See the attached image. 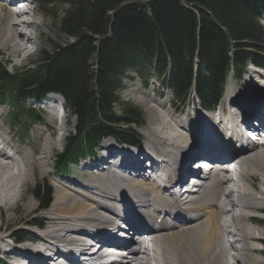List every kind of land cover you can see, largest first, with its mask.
Returning <instances> with one entry per match:
<instances>
[{"label": "bare ground", "instance_id": "obj_1", "mask_svg": "<svg viewBox=\"0 0 264 264\" xmlns=\"http://www.w3.org/2000/svg\"><path fill=\"white\" fill-rule=\"evenodd\" d=\"M14 1L17 2V0H0V35L3 38L2 45L10 47L12 56L16 58L22 52L29 50V47H24L21 41L26 40L27 44L32 43L36 37L34 38L31 30H37L39 24L32 17H29L28 24H23L15 18L14 12L10 13V18H6L1 10L2 4ZM33 11V8L29 7L27 14L24 15L29 16V12ZM261 18L264 19V14ZM261 82L264 86V78ZM239 88L240 85L237 84V90ZM237 90L230 89L228 92L231 105L245 108L254 119H257L254 121L258 123L264 121V95L250 98L251 102L244 99L243 93V95L236 93ZM136 99L137 104L146 107L151 115L150 125L146 129L147 137L151 138V142L148 148L142 149L144 154L137 155L131 151H120L124 156H132V158L136 156V160L133 163L122 161L119 165L123 171H127L130 167L134 170L135 167L139 175L138 179L145 184H139V180L136 182L135 179L122 172L112 175L110 171L105 170L88 180L73 178L66 184L57 181L55 199L46 218L28 223L43 227L41 233L27 234L32 242L30 246L23 247L24 251L11 247V243L7 240L9 235L0 233V250L4 251L0 252L5 257L18 260L28 256L35 264H47L49 257L57 253L53 259H56L58 254H62L71 257L78 264H102V260L99 259L101 254L98 255L100 252L96 251L95 239L113 243L115 240L113 234L122 227L129 226L127 223L135 225L137 230L142 231L145 228L138 225V222L147 220L154 223L151 230V250L146 251L142 248L133 250L130 241L120 242L119 244L126 247L125 252L132 253L135 260L132 263L128 258L121 257L118 262L112 261L111 264L259 263L260 260L254 256L262 250L255 243L264 244V235L261 230L253 229L246 224L255 227L264 226H261L259 220L252 219V215L243 213L253 212V210L264 213L262 141L258 139L245 142L243 133L237 132L235 135L231 131L235 120L231 118L232 114L225 104L221 105L220 115L216 118L200 116L197 113L177 118L167 109L166 102H158L148 94ZM170 109L174 111L172 107ZM37 120L46 132L43 131L39 138L32 139L30 134L33 135L36 131L30 129L31 124L27 132L20 135L14 131L12 124L6 121L5 115L0 113L1 224L11 223L14 220V212L21 205L30 212L36 211L34 200L27 199L26 196L27 192H30V195L34 197L33 191L28 189L31 179L34 178L33 176L36 177V171H34L36 168L33 169V163L41 166L43 175L50 173L49 156L56 148L55 140L52 138L56 130L43 120L40 121V117ZM3 125L9 126V132L4 130ZM63 127L65 128V125ZM239 145L238 197L240 205L238 222L234 223L236 233L232 235L236 240L235 245L239 246H233L237 253L233 255L231 250L227 251L229 247L227 243L231 242L228 236L231 233L223 224L224 216L231 215L233 208H237L231 205L226 191V186L230 183L227 171L219 170L202 177L198 185L193 186L194 194L188 196L185 201L178 190H175L172 195L165 194L164 192H169V190L160 189L147 176V172L144 171L145 163L140 157L154 159L156 161L153 163L154 169L159 168L158 171L169 174L168 184H171L167 188L171 189L175 181H182L188 173L192 172L189 164L191 156L195 153L206 151L212 157L227 160V158H222L225 157V151L233 148L232 146L237 148ZM23 147L28 148L30 153L23 150ZM107 148L106 153L112 156L118 155L119 150H116L112 144H108ZM258 185L260 189L257 188ZM184 202L186 204L182 205ZM171 208L176 210V213ZM1 229L2 225H0V231ZM63 247L67 248L63 249ZM73 252L83 253L84 259L73 256L72 254H75ZM229 254L235 261H230ZM50 261L53 260L50 259Z\"/></svg>", "mask_w": 264, "mask_h": 264}, {"label": "trees", "instance_id": "obj_2", "mask_svg": "<svg viewBox=\"0 0 264 264\" xmlns=\"http://www.w3.org/2000/svg\"><path fill=\"white\" fill-rule=\"evenodd\" d=\"M48 13L66 10L58 22L69 43L41 49L32 63L14 74L0 49V103L22 107L29 99L60 94L76 125L55 156L65 170L94 154L106 138L138 144L143 115L121 104L122 80L137 70L153 72L164 87L184 101L194 87L201 103L212 108L221 98L227 76L248 62L264 65V0H36ZM50 13V12H49ZM58 20V21H57ZM10 87V93L5 88ZM117 107L121 109L119 113ZM32 116V114H30ZM38 116V115H37ZM36 116V118H38ZM18 121V114L12 116ZM35 118V114H34ZM42 210L53 189L33 190ZM21 231L14 237L20 239Z\"/></svg>", "mask_w": 264, "mask_h": 264}, {"label": "rangeland", "instance_id": "obj_3", "mask_svg": "<svg viewBox=\"0 0 264 264\" xmlns=\"http://www.w3.org/2000/svg\"><path fill=\"white\" fill-rule=\"evenodd\" d=\"M32 8L34 9L33 12L36 13V18H34V16L31 15V13H33V12H29L30 15L26 16V17L34 18L38 22L39 25H38L37 30H31L34 38L36 37V39L32 43L27 44L26 40L21 41L23 43L24 47H27V46L29 47V50L27 52H22L20 54V56H18L16 58L13 57L11 54V48L8 46L2 45L3 38H2V35H0V49H1L2 54L4 55L3 62L7 66L8 71L12 74L15 72H18L22 69L27 68L32 63V61L34 60V58L37 56V54L39 53V51L41 49L50 47V40L53 43H60V42L66 43V41L71 43L74 41L70 38L68 39L65 35H62L59 32L60 31L59 26H58L59 24H58V22H56L55 19H53V16H55V15L58 16V19L60 18L62 12L66 10V7L64 5L58 4L54 10H51V11L49 10L48 13L45 12L44 10H42L37 5V3L35 4V2L33 3ZM3 12H4L6 18H10V16H11L10 13H8L4 10H3ZM5 21H7V20H5ZM261 24L264 26V21H262ZM0 30H1V27H0ZM249 71H251V68L247 67L245 69V72H249ZM128 74L129 75H127V77L124 80H122L123 88L120 92L121 101L117 106H121V104H127L130 106L131 105L136 106L138 109L141 110L142 115H143V121H144L143 127L141 129H139V133H141L144 136V144H143L142 148H148V146L150 144L149 142H151V138L149 139L147 137L148 135L146 133L147 132L146 129H148V126L150 125L151 115H150V113L146 107L137 104L136 98H138V97L142 98L145 96V94H148V95L152 96L154 99H156L158 102H166L167 103V109H169L173 113V115L176 116L177 118H181V117H184L187 115L192 116L193 114L196 115V113L199 114L198 106L197 107H196V105L194 106V104H196V100L190 99L189 103H187L186 105L181 104L180 102H175L174 101L175 98H174L172 92H170L169 90H166L162 87V84L160 83V79L156 78V76L154 75L153 72L144 71L143 73H139V72H137V70H134V71L128 72ZM231 74H233V73H231ZM243 74H244V72H243ZM234 83H237L240 85V88L238 89L239 91L237 90V84L235 85ZM228 85L229 86L233 85V87L231 89L232 90L235 89V91L237 90L236 93L242 94V92L243 93L246 92L243 88V85H245V79H244V76H242V75H241L240 79H237L236 77H234V75H231ZM240 89H241V91H240ZM10 90H11L10 87L5 88L6 92H8ZM138 93H141V94H138ZM254 95H256V94H254ZM223 102H224V100L222 101V103ZM191 103H193V104H191ZM170 107H172L173 109L178 108V110L176 109L178 111V114L175 113V111L171 110ZM25 108L26 109H36V102L33 101V102L26 104ZM117 111L120 113L121 109L119 107H117ZM36 112L39 114V116L43 120V122L48 123L51 126H53V128H55L57 134H56V132L53 133L52 138L55 140L56 148L53 150V152L49 156L50 158H49V166L48 167L51 170H50V173L47 174L46 176L42 174L41 166L38 163H33L34 164V165H32L34 167L33 169L36 168L34 170V171H36L35 172L36 177L33 176L34 178L31 179L30 186L28 189H29V191H33L35 189V187H37L38 185H41V186L48 185L51 188H53V197L52 198L54 201L55 194H56V186L55 185H56L57 181H61V182L66 184V182H69L73 178L87 179L88 180L91 177H94L96 175L94 172H91V171L86 172V173H81L80 172L81 168L75 167V166L71 167L69 170H67L64 173L65 177H63L62 175L57 173V171L53 167L55 155L62 151L63 146H64V142H65V138L68 136V134L70 132L73 131V128L76 124V121L74 120V118H69L67 116V113L65 110H64V118L62 119V117L60 116L61 119L59 121L56 120V117L54 115H52L53 116V118H52V116L47 115L45 113H42V112L39 113V111H36ZM0 113H4V115H6V117H7V119L11 120V117L13 114L16 113V110L9 108L8 106H1L0 107ZM193 117H195V116H193ZM30 124H31V120L28 116V112H25L21 115L18 127L14 128V131L18 132L20 135L25 134L27 132V129L30 126ZM63 125H65V128L63 127ZM3 127H4L5 131H8V129H9L8 126L3 125ZM61 127H63V128H61ZM255 127H257V126H255ZM30 129L32 131H36L33 133V135L30 134V138H32V139H34L35 137L39 138L42 135L43 131L46 132L45 129H43V127L39 123L36 125L31 124ZM43 140L45 141V139H43ZM44 141L42 142L41 147H42ZM108 144H114V141L111 139L105 140L102 148H100L98 152H101V153L106 152L105 150L107 149ZM16 145H18V144L16 143ZM115 147H117V149H119V150L120 149H127V150L130 149L131 151H134V150H132V148L119 147V146H115ZM27 149H26V147L25 148L23 147V150L29 151ZM29 153H30V151H29ZM102 154H105V153H102ZM31 171H33V170L31 169ZM110 173L112 175L114 174L112 172H110ZM100 174H101V172H100ZM138 180H139V182L137 180H136V182H138L139 184H145V182H143L142 180H140V179H138ZM249 183H251V182H249ZM257 188L260 189L261 187L258 185ZM26 196H27V199L34 200L35 206L37 207L36 211L30 212L25 206L21 205L14 212V220L11 223H9V224L7 222L2 223V224L0 223V225H2V229H1L0 233L2 235L5 233H7L9 235V233H11V231L13 229L25 230L27 223H32V222H34V220H44L46 218L47 212L49 211L50 208L44 212H39L38 211V203H37L36 199L32 195H30V192H27ZM258 211H260V210H258ZM255 212H257V211H254V210H253V212L252 211H245L243 214L244 215L257 216V217H260L264 221V214L255 213ZM246 225L248 227L253 228V229L261 230V233H263V235H264V227H255L254 225L250 226L248 223ZM223 237H224V235H223ZM225 244H226V241H225ZM227 245L231 248V250H233V252H232L233 255L237 254L235 251V248H233V246H239V245H235L233 242L227 243ZM255 245L258 246V248H260L262 251H260V253L255 254L254 257H256V259L260 260L258 264H264V244L255 243ZM0 251H2V250H0ZM227 251L229 252V248H227ZM2 252H4V251H2ZM2 252H0V264H7V262L4 260V256H3ZM229 256H230V254L228 255V257ZM233 261H235L234 258H233Z\"/></svg>", "mask_w": 264, "mask_h": 264}]
</instances>
